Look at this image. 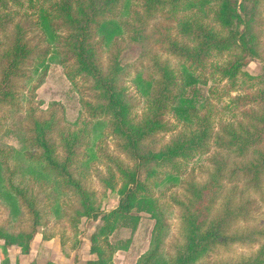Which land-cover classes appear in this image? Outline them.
Masks as SVG:
<instances>
[{
  "label": "trees",
  "instance_id": "1",
  "mask_svg": "<svg viewBox=\"0 0 264 264\" xmlns=\"http://www.w3.org/2000/svg\"><path fill=\"white\" fill-rule=\"evenodd\" d=\"M20 13L22 17L16 15ZM156 14L172 25L164 24V30L154 25L158 34L153 40L178 66L155 53L144 59L149 55L146 41L153 36V29L146 31L148 20ZM261 23L264 0H0V31L5 33L0 50V204L10 224L28 219L27 227L16 229L0 222V264H10V245L28 253L38 227L51 216L73 225L82 217L99 218L89 235L85 263L115 264V250L126 249L131 235H111L121 227L133 231L142 212L153 223L135 264H200L217 244L258 236L262 241L253 251L220 264H264V228L231 230L239 216L251 213L247 195L235 200L232 190L238 183L252 186L264 201ZM35 27L43 47L31 42L29 31ZM125 36L141 45L131 62L119 57L117 41ZM104 51L110 53L105 64ZM224 53L225 60H212ZM254 57L263 60L258 74L245 69ZM51 61L60 63L77 89V81L87 88L71 120L54 107L38 112L42 100L36 99V90ZM132 70L131 80L144 102L140 114L123 83ZM220 79L235 89L252 87L254 79L257 86L235 94L232 105L223 106L231 116L215 121L209 99ZM14 113L19 119L6 122V114ZM166 114L185 127L157 144L154 136L173 126ZM108 134L123 155L102 146ZM211 148L216 151L208 157L205 177H186L188 163ZM95 161L105 165L99 177L105 194H118L116 205L107 210L87 179ZM72 198L75 202H68ZM172 205L178 209L179 237L170 250L165 240ZM40 264L58 263L46 259ZM70 264H77L76 257Z\"/></svg>",
  "mask_w": 264,
  "mask_h": 264
},
{
  "label": "rangeland",
  "instance_id": "2",
  "mask_svg": "<svg viewBox=\"0 0 264 264\" xmlns=\"http://www.w3.org/2000/svg\"><path fill=\"white\" fill-rule=\"evenodd\" d=\"M13 8H15V6ZM16 15L22 17L21 13ZM29 16L31 15L29 14ZM168 21L169 20H166L162 14H156L154 17L148 20L146 31L148 32L153 29V36L146 41V44L149 47V55H145L144 59L150 60V58L152 57V55L150 54L155 53L161 58H169L170 62L173 63L174 66H178V63L175 61L174 56L166 51L164 52L160 48L159 43L153 40V37L158 34L154 32L155 29L153 28V26L157 24L159 26V30H164V24L169 23L172 25V22ZM169 29L172 33H174L173 27H170ZM40 32V29L35 27L29 31V34L32 36L31 42L33 44H36L38 47H43L46 44L43 41ZM4 39L5 33L0 31V50L4 47ZM260 41L261 48H264V23H261ZM117 43L118 48H120L119 57L122 62H131L140 54V43L136 41H130L127 36L119 39ZM109 56L110 53L108 51H104L102 53L101 58L103 64L108 62ZM227 56L228 54L224 53L221 57H214L212 58V60L221 62L225 60ZM262 67L263 60L260 57H254L245 66V69L251 74H258L261 71ZM133 73L134 70L125 75L123 83L127 87V91L131 100L134 102L133 110L136 113L140 114L144 109V102L131 80ZM253 81L254 84L250 88L243 89L239 86L237 89H235L230 88L229 83L225 79H220L219 82H217L213 86V91L210 93L209 100L212 106L211 112L213 120L217 121L219 117L227 118L231 116V110L229 111L228 109H224L223 106H231V98H233L235 94L245 91H253L257 86L255 79ZM82 83V81H77V85L80 88L77 89L66 77L60 63L51 61L46 72L44 82L36 90V99L42 100V102L38 105V112L46 114L50 109H52V107H54L59 113H62V115H64L65 120H71L75 118L78 115V111L80 108V96L83 93H87V88L85 86L84 88H82ZM51 101H54L55 103L51 104ZM6 116V122H13L15 119H19L20 117L18 113H14L13 116H10V114H6ZM166 116L170 124H173V126L170 130L159 132L154 136V140L157 142V144H164L176 132L184 129L185 127L184 124L176 120L171 114H166ZM1 121L3 122L2 119ZM102 146H105V148L110 152L123 155L120 151L117 139L112 135L108 134L103 138ZM213 150L216 151V149L211 148L198 160L189 162L187 165L186 172L188 173L186 177H194L197 180L204 178L205 168L206 166L208 167L210 163L208 157ZM104 169L105 165L103 162H93L88 171L87 179L90 186H92L95 190V194L100 201L101 208L103 210H107L116 205L118 194L116 191H111L105 194L104 187L102 186L99 179L100 175L104 173ZM227 186H230V184L228 183L225 187ZM249 186V184L245 185L244 183L240 182L238 183V186L235 187L234 190H232V192L236 194V201L239 199V195H247V204L249 205L251 213L249 216H239L232 224L231 230L245 229L253 226L264 228V201H261V199L258 197V192H256L252 186ZM175 190L181 192V188L179 187L175 188ZM225 193L226 188L223 189L217 196L214 209L219 208L220 202L224 198ZM166 194H168V191ZM73 199L74 198L69 199L70 201L68 200V202L74 203L75 201ZM162 200L166 201L167 196H163ZM170 208L173 209V213L169 218L170 234L165 240V246L166 249L171 250L173 244L179 237V216L178 209L174 205L170 206ZM67 210H71L70 206L67 207ZM0 222H3L7 225L9 224L14 229H16L20 227H27L28 219L26 217H23L20 219V222L18 224L16 222L13 225L10 224L6 215L5 208L0 204ZM99 222V218L92 219L82 217L77 224L73 225L69 221H67L66 218L55 219L51 216L43 227H38L37 232L41 233L43 231L46 234L54 233V236L56 237L53 241V246H57L58 243L63 240V242L60 243L62 251L64 253L66 252V255L70 254L71 252V258L73 257V254H75L77 264H86L85 259L89 256V235L96 228ZM152 223V218L147 213L142 212L139 223L133 231L128 227H121L111 235L112 239L116 238L117 236L124 237L129 234L131 235V241L126 249L115 250L113 254V261L115 264H135L137 256L146 248L148 244ZM37 236L38 235H35V244L37 242ZM261 241L262 238L258 236L255 240L250 242L234 241L230 243L217 244L200 260V264H220L225 260L237 259L240 256L247 255L248 253L253 251ZM36 258L38 260V257Z\"/></svg>",
  "mask_w": 264,
  "mask_h": 264
},
{
  "label": "crops",
  "instance_id": "3",
  "mask_svg": "<svg viewBox=\"0 0 264 264\" xmlns=\"http://www.w3.org/2000/svg\"><path fill=\"white\" fill-rule=\"evenodd\" d=\"M35 235H38L37 242L35 244L34 242L35 236H34L31 243L30 251L28 253H20L16 245H10L8 247L10 264H31L32 261L35 264H40L46 259H52L58 264H63V263L70 264L73 262L74 258L76 257L75 254H73L72 258H71L72 256L71 252L70 254L66 255V252L64 253L62 251L60 243H58L57 246L56 245L53 246V241L56 236L43 238L42 233L39 232H37ZM36 257H38V260ZM88 257H86V259Z\"/></svg>",
  "mask_w": 264,
  "mask_h": 264
}]
</instances>
